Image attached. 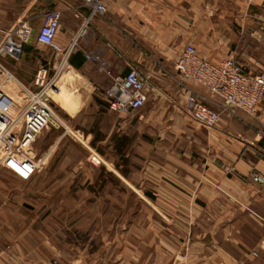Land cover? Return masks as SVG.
I'll list each match as a JSON object with an SVG mask.
<instances>
[{"label": "crops", "instance_id": "crops-1", "mask_svg": "<svg viewBox=\"0 0 264 264\" xmlns=\"http://www.w3.org/2000/svg\"><path fill=\"white\" fill-rule=\"evenodd\" d=\"M101 1L105 12L85 0H0V39L21 24L37 32L45 14L58 10L56 42L62 48L57 52L48 47L50 61L40 55L42 46L33 37L21 56L0 55V85L7 78L0 86V107L11 113L21 108L25 89H37L34 77L45 60L51 69L67 63L83 70L104 96L117 77L137 69L153 83L145 104L147 121L193 122L195 145L205 140L196 160L161 166V172L175 176L161 177L157 197L152 191L139 195L149 219L154 214L159 220L164 244L159 264H264V252L253 256L264 238V184L253 180L254 173L264 174V98L255 115L230 112L201 86L182 84L176 69L180 53L192 43L211 62L234 56L247 73H264V0ZM91 53L104 59L107 67L101 69L88 59ZM76 75L72 71L61 78L56 96L51 92L70 112L77 104L62 81L73 82ZM189 87L204 93L208 104L220 112L215 127L199 124L188 112ZM200 127L206 129L204 135ZM16 246L2 247L0 264H20L23 252ZM35 252V264H51V245ZM135 252L133 257L141 261ZM171 257L172 263L164 260Z\"/></svg>", "mask_w": 264, "mask_h": 264}, {"label": "rangeland", "instance_id": "rangeland-1", "mask_svg": "<svg viewBox=\"0 0 264 264\" xmlns=\"http://www.w3.org/2000/svg\"><path fill=\"white\" fill-rule=\"evenodd\" d=\"M41 46L40 55L51 61V50ZM47 61L41 65L50 67L45 96L53 115L30 150L37 172L23 180L0 167V250L18 245L20 264H35V251L48 245L51 264H159V220L154 214L149 219L139 195L152 191L157 197L161 177L175 176L161 166L196 160L205 140L195 145L193 122L149 123L145 106L129 114L111 111L110 91L104 96L83 70L67 63L51 69ZM72 71L75 80L62 81L77 104L70 112L51 96ZM199 129L204 135L206 129ZM260 245L254 257L264 252Z\"/></svg>", "mask_w": 264, "mask_h": 264}, {"label": "built area", "instance_id": "built-area-1", "mask_svg": "<svg viewBox=\"0 0 264 264\" xmlns=\"http://www.w3.org/2000/svg\"><path fill=\"white\" fill-rule=\"evenodd\" d=\"M85 1L98 11L107 10L101 0ZM60 18V11L50 10L45 14V20L37 32L27 24L13 27L0 43V55L15 58L21 56L25 45L33 37L39 44L57 52L61 51V46L56 42ZM86 56L99 64L101 69L107 67L106 61L99 55L91 53ZM176 69L182 84L192 82L201 86L219 98L225 110H240L255 115L261 106L264 98V73H247L234 56L214 63L202 57L194 44L188 43L178 57ZM49 70L50 67L46 65L38 68L34 77L38 91L26 88L27 98L17 112L11 113L0 107V164L23 180L32 179L37 172V162L30 150L39 135L49 126L53 115L45 96L50 85ZM5 80L1 87L5 85ZM152 89L153 83L150 79L137 69L131 68L125 76L115 79L110 90L112 100L109 102V109L119 114L136 112L145 106ZM207 101L204 93L187 88L188 112L196 122L212 128L219 123L221 114ZM253 180L264 183V174L254 173ZM260 248L264 251V239ZM254 254L257 255L258 252L255 251Z\"/></svg>", "mask_w": 264, "mask_h": 264}]
</instances>
